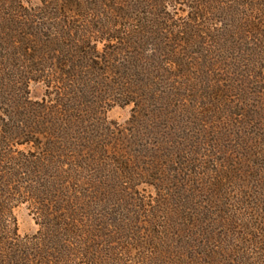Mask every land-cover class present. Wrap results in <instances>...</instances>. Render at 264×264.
<instances>
[{
  "label": "rangeland",
  "instance_id": "rangeland-1",
  "mask_svg": "<svg viewBox=\"0 0 264 264\" xmlns=\"http://www.w3.org/2000/svg\"><path fill=\"white\" fill-rule=\"evenodd\" d=\"M9 1L33 15L40 37L75 40L66 48L75 72L27 84L26 99L58 112L72 161L57 164L58 191L44 194V208L31 195L8 202L16 241L31 246L47 239L45 227L59 231L67 224L79 229L73 246L88 243L90 232L119 248L132 243L130 231L141 238L153 228H185L177 216L192 212L219 236L212 244L220 240L232 250L229 263L264 261V0ZM160 12L169 20L166 33L153 27ZM190 27L195 38L188 45L170 44ZM104 32L122 34L99 42ZM88 35L97 42L87 52L102 57L89 69L79 65L83 50L74 46ZM15 36L2 40L5 56L13 54ZM120 38L127 40L124 52L103 59L124 48ZM175 54L183 68L163 63ZM0 93L1 115L3 99L19 95ZM71 193L77 202L66 204ZM131 253L115 259L137 263L141 251Z\"/></svg>",
  "mask_w": 264,
  "mask_h": 264
},
{
  "label": "trees",
  "instance_id": "trees-1",
  "mask_svg": "<svg viewBox=\"0 0 264 264\" xmlns=\"http://www.w3.org/2000/svg\"><path fill=\"white\" fill-rule=\"evenodd\" d=\"M163 1L168 4L169 1L176 3L183 0ZM8 2L10 1L8 0ZM8 2L0 1V92L19 95V99L5 102L2 98L3 105L7 106V110H4L0 115V264H233L234 261L230 259L229 263L227 260V253L232 250H227L230 248L221 245L220 243L223 241L220 240L219 243L215 240L217 245L212 244L211 241L217 237L219 239V236L202 228V219L192 212L177 216L186 224L183 226L185 228L181 227L176 232L174 230L160 232L153 228L149 229V233H147L144 230L146 236L141 235V238L137 231H130L129 240L132 243L127 242L126 245L122 243L119 248L114 245L104 246L101 242L103 234L90 232L88 243L84 240L83 242L77 240L76 242L79 243L73 246L69 241L80 238V235L77 236L79 229L67 224H64V227L59 231L56 228L54 230L51 225L45 227L46 237L44 238L47 239H43V242L27 246L16 241L18 239L16 224L7 208L8 202H25L26 199H30L29 195H31V198L37 199L38 205L44 208V194L52 195L53 191H58L56 190L58 182L55 181L53 174L54 170H57V164L72 161L70 157L72 151L65 148V137L59 130L61 122H59L58 112L52 111L53 108H46V105L31 103L26 99L27 84L30 81L44 78L43 75L49 78L50 76L55 77L54 75H68L75 72L74 68L71 70L67 65L72 55L69 50L66 51L68 45H73L75 40H72L74 38L69 34L67 37L64 35L61 37L41 35V38L38 35L37 23L32 20L33 15L25 12L24 8L15 3L6 5ZM70 5L72 6L73 2H70ZM47 9L52 8L47 7ZM195 11H197V17L203 18L202 11L197 8ZM20 17L29 23L25 25L24 22H19ZM156 17L158 22L153 27L160 28L161 33L168 32L170 28L166 25L169 22L167 16L160 12ZM111 26L116 28L114 24ZM111 26L108 32L112 31ZM174 28L180 30L183 29V26H174ZM190 30L192 27L186 29L185 33H181L183 38L174 36L170 40V44L175 48L182 43V45H188L190 39L195 38ZM14 32L17 35L15 38L16 47L12 48L13 45L9 42L6 47L10 46L13 54L5 56L8 48H3L1 42L8 40L4 37L9 38V41L14 39L15 35L11 37L8 35V33ZM106 32L102 33L106 36L97 38L99 42L117 41L119 38L116 36L122 34V32H115L113 36H110ZM62 33L67 34L66 32ZM91 37L88 35L82 40L79 39L76 41L78 45H74L83 50L81 56L78 57L79 65L87 64L88 69L91 64L95 63V60L96 62L102 61V57H99L95 50L87 52L88 49H91L89 45L91 41L97 42L96 37ZM161 37L162 41L166 39ZM120 41L123 44L121 42L119 46L123 45L124 48L107 54L108 58L103 55V59L113 61V56L124 52L127 40L120 38ZM175 56L171 58L167 56L163 63L174 64L179 69L183 68L184 60L176 54ZM95 64L97 65V63ZM127 95L125 94V97ZM129 103H135V101L126 102V104ZM22 146L26 149L19 150L18 147ZM59 188V191L63 190V193L68 192V188H63L60 183ZM74 188H76L75 185L72 187L73 193H77L78 190ZM64 200L66 204L77 202L76 196L72 193ZM57 235H61L60 243L59 240L57 241ZM52 243L55 244L51 245ZM40 245L41 247H38ZM33 249H36L34 254L32 253ZM132 250L141 251V255L137 257V263L134 259L126 261L115 259L117 255L121 258L129 257ZM28 256L32 259L30 260ZM256 264H264V261L259 259Z\"/></svg>",
  "mask_w": 264,
  "mask_h": 264
}]
</instances>
